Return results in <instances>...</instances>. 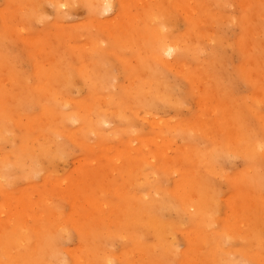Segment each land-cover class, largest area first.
I'll return each mask as SVG.
<instances>
[{
	"label": "rangeland",
	"instance_id": "rangeland-1",
	"mask_svg": "<svg viewBox=\"0 0 264 264\" xmlns=\"http://www.w3.org/2000/svg\"><path fill=\"white\" fill-rule=\"evenodd\" d=\"M263 14L264 0H0V157L13 163L0 177V264H58V256L74 264L68 252L83 246L119 256L111 264H128L126 254L141 264L146 251L161 264H212L225 248L240 264H264ZM159 33L185 43L177 68L154 59ZM251 33H261L255 49ZM38 62L60 78L40 81ZM57 108L62 117L47 112ZM99 111L113 116L93 133L87 123ZM74 112L89 120L65 117ZM165 196L170 204L157 203ZM187 201L198 203L200 217L184 210ZM152 222L165 228L161 238Z\"/></svg>",
	"mask_w": 264,
	"mask_h": 264
},
{
	"label": "bare ground",
	"instance_id": "bare-ground-1",
	"mask_svg": "<svg viewBox=\"0 0 264 264\" xmlns=\"http://www.w3.org/2000/svg\"><path fill=\"white\" fill-rule=\"evenodd\" d=\"M107 1V0H106ZM190 2H191V0H189ZM253 1V0H252ZM257 1V0H256ZM247 2H249V1H247ZM247 2L245 3V8H246V4H247ZM251 2V1H250ZM248 3V5L250 4V6H251V4H253V2H251V3ZM255 2V1H254ZM95 3V2H94ZM104 3H106V2H104ZM103 3V4H104ZM166 3V2H165ZM214 3V2H213ZM67 4V3H66ZM108 4V3H107ZM179 4V3H178ZM210 4V3H209ZM98 5H100L99 3H98ZM112 5V4H111ZM144 6V5H143ZM146 6V5H145ZM189 6V5H188ZM102 7V6H101ZM103 7H105V4H104V6ZM110 7V6H109ZM146 7H148V4H147V6ZM191 7V6H190ZM190 7H188V10H189V8ZM144 8V7H143ZM62 9V8H61ZM60 9V10H61ZM96 9H98V8H96ZM109 9V8H108ZM155 9V8H154ZM192 9V8H191ZM191 9L189 10V11H191ZM196 9V8H195ZM207 9V8H206ZM193 10V9H192ZM197 10V9H196ZM187 11V10H186ZM194 11V10H193ZM103 12V11H102ZM262 12H263V10H262ZM106 13V12H105ZM125 13V12H124ZM151 13V12H150ZM149 13V14H150ZM216 13V12H215ZM141 14H142V12H141ZM193 14V13H192ZM217 14V13H216ZM186 15V14H185ZM264 15V14H263ZM263 15H262V17H263ZM153 16V15H152ZM167 16V15H166ZM192 16V15H191ZM194 16V15H193ZM258 16H259V14H258ZM261 16V15H260ZM141 17V16H140ZM214 17H215V15H214ZM154 18H156V17H154ZM153 18V19H154ZM244 18H246V17H244ZM120 19V18H119ZM135 19V18H134ZM144 19H145V17H144ZM143 19V20H144ZM158 19V18H157ZM170 19V18H169ZM174 19V18H173ZM215 19V18H214ZM247 19V18H246ZM155 20V19H154ZM154 20H152V21H154ZM229 20H230V18H229ZM257 20V19H256ZM261 20V19H260ZM152 21H151V23H152ZM99 22V21H98ZM118 22V20L116 21V23ZM247 22H248V20H247ZM247 22H245V26L246 25H248V24H246ZM115 23V24H116ZM189 23V22H188ZM105 24V23H104ZM111 24H112V22H111ZM111 24H107V25H111ZM111 27H113V26H111ZM147 25H145V28L147 29ZM200 27V26H199ZM248 27H250V26H248ZM248 27H247V29H248ZM151 28V27H150ZM155 28V27H154ZM172 28V27H171ZM245 28V27H244ZM145 29V30H146ZM251 29V28H250ZM123 30V29H122ZM253 30V29H252ZM258 30V29H257ZM147 31V30H146ZM161 31V30H160ZM249 31V30H248ZM154 32V31H153ZM250 32H251V30H250ZM250 32H249V34H250ZM253 32V31H252ZM115 33V32H114ZM254 33V32H253ZM253 33H251V35H249L250 37L247 39V38H245V39H247V40H250V39H253V37H255V39H254V42H253V40H251V42H252V44H253V46H251L252 44H249L248 43V41H246L248 44H249V47L251 46V47H253L254 49H255V42H256V40L258 39V36H260V34L259 35H257V37L255 36V35H253V37H252V34ZM65 34V33H64ZM210 34V33H209ZM248 35V34H247ZM149 34H148V32L146 33V35H145V39H148L149 38ZM154 36V35H153ZM171 36V35H170ZM110 37V36H109ZM115 37V36H114ZM142 37V36H141ZM155 37V36H154ZM207 37H208V35H207ZM211 37V36H210ZM247 37V36H246ZM252 37V38H251ZM31 37H29L28 39H30ZM152 38V37H151ZM163 38V37H162ZM33 39V38H32ZM35 39V38H34ZM117 39V38H116ZM160 39V40H159ZM208 39H210V38H208ZM157 40H159L158 42H160V46H159V48H158V51L156 52V53H154L155 54V56H154V59L155 60H158V62L162 65V66H164V67H175V68H177L178 66H177V64H178V55L180 54V52L181 53H183V52H186V48H185V45L183 46V44H185V43H182V45H181V43H179L178 42V40L176 41V40H173V39H166V38H164V39H161V34L159 33V36L157 35ZM242 40H244V38L242 39ZM30 41H31V39H30ZM33 41V40H32ZM35 41V40H34ZM187 41V40H186ZM192 41V40H191ZM210 41V40H209ZM27 42H29L28 40H27ZM38 42H39V40H38ZM150 42V41H149ZM152 42V41H151ZM242 42V41H241ZM36 43H37V41H36ZM96 43V42H95ZM259 43H260V41H259ZM35 44V43H34ZM33 44V42H32V44L30 45V46H33L34 45ZM68 44V43H67ZM87 44V43H86ZM86 44H84V45H86ZM89 44V43H88ZM87 44V45H88ZM92 44H93V42H92ZM36 45V44H35ZM44 45V44H43ZM82 46V45H81ZM80 46V48L79 49H82V47ZM89 46V45H88ZM93 46V45H92ZM96 46H98V45H96ZM145 46V45H144ZM85 47H87V46H85ZM93 47H95V46H93ZM197 46H195V47H192V48H196ZM241 47H242V49H243V51H244V53H246V55H247V52L246 51H248L249 50V52L250 53H252V50L253 49H251V51H250V49H249V47H247V49L248 50H246L245 49V47L243 46V45H241ZM257 47V46H256ZM92 47H90L89 49H91ZM124 48V47H123ZM190 48H191V46H190ZM46 49V48H45ZM95 49H96V47L95 48H93V50L95 51ZM86 50H87V48H86ZM92 50V49H91ZM152 50V49H151ZM156 50V49H155ZM82 51H83V49H82ZM89 51V50H88ZM93 51V52H94ZM149 51V50H148ZM147 51V52H148ZM79 52V51H78ZM85 52V51H84ZM91 51H89L88 53H90ZM92 52V53H93ZM152 52V51H151ZM248 52V55H249V57L251 56L250 55V53ZM81 54H82V52H81ZM121 54V53H120ZM86 55V52L84 53V56ZM110 55V54H109ZM245 55V56H246ZM263 55V54H262ZM80 56V55H79ZM252 57V56H251ZM254 57V56H253ZM79 58V57H78ZM81 58V57H80ZM206 58V57H205ZM180 59V58H179ZM252 59V58H251ZM259 59V58H258ZM90 60V59H89ZM88 60V61H89ZM84 61V60H83ZM251 61V60H250ZM156 62V61H155ZM154 62V63H155ZM157 62V63H158ZM42 63V62H41ZM86 63H87V60H86ZM86 63H85V65H86ZM157 63H155L156 65H157ZM38 64V67H36L37 69H36V76H37V78L38 79H40V81H43L42 79H48L47 77L48 76H52V75H55V77H54V79L55 80H58V78H60L58 75H59V71H56L55 69H49V70H47L45 67H43V65L41 64V66L39 65V62L37 63ZM261 64V63H260ZM45 65H46V63H45ZM44 65V66H45ZM100 65V64H99ZM159 65V64H158ZM157 65V66H158ZM181 66H183V65H181ZM246 66V65H245ZM260 66V65H259ZM86 67V66H85ZM84 67V68H85ZM129 66H127V68H128ZM161 67V66H160ZM180 67V66H179ZM59 68V67H58ZM83 68V69H84ZM174 68V69H175ZM182 68V67H181ZM196 68V67H195ZM243 68L245 69V67L243 66ZM86 69L87 68H85L84 69V71L86 72ZM159 69V68H158ZM184 69H185V67H184ZM69 70V69H68ZM182 70V69H181ZM83 71V70H82ZM88 71V70H87ZM180 71V70H179ZM195 71V70H194ZM197 71V70H196ZM255 71H256V73L258 72L256 69H255ZM85 72H83V73H85ZM101 72V71H100ZM154 72V71H153ZM187 72V71H186ZM145 73V72H144ZM200 73V72H199ZM262 73V72H261ZM85 74H87V73H85ZM90 74V73H89ZM182 74V76H184L183 75V73H181ZM196 74H197V72H196ZM264 74V73H263ZM62 75V74H61ZM60 75V76H61ZM84 75V74H83ZM138 75V74H137ZM245 75V74H244ZM258 75H260V74H257V76ZM58 76V77H57ZM197 76H198V74H197ZM256 76V77H257ZM63 77V76H62ZM158 77H160V76H158ZM244 77V76H243ZM255 77V78H256ZM50 78H53V77H50ZM182 78V77H181ZM193 78V77H192ZM195 78V77H194ZM218 78V77H217ZM254 78V77H253ZM258 78H260V76L258 77ZM257 78V79H258ZM84 79H85V77H84ZM83 79V80H84ZM111 79V78H110ZM146 79V78H145ZM189 79V76H188V78H187V80ZM212 79V78H211ZM210 79V80H211ZM50 80H53V79H50ZM96 80V79H95ZM108 80H109V77H108ZM162 80V79H161ZM190 80H191V78H190ZM194 80V79H193ZM209 80V81H210ZM216 80H219V79H216ZM216 80H215V82H216ZM254 80V79H253ZM212 81V80H211ZM210 81V82H211ZM191 82H193V84L194 85H196L195 87H196V89H197V84H196V82H195V80L194 81H192L191 80ZM220 82V81H219ZM218 82V83H219ZM50 83V82H49ZM52 83V82H51ZM152 83V82H151ZM159 84H161V83H159ZM214 84H216V86H217V82L216 83H214ZM167 85V84H166ZM165 85V86H166ZM200 85V84H199ZM199 85H198V87H199ZM148 86V85H147ZM219 86H221V82H220V85ZM45 87V86H44ZM43 87V88H44ZM147 88V87H146ZM162 88V87H161ZM163 88H166V87H163ZM170 88H172V86L170 87ZM220 88V87H219ZM93 89V88H92ZM214 90V87L213 88H211V90ZM221 89V88H220ZM43 90H45V89H43ZM203 90V89H202ZM201 90V91H202ZM40 91H42V90H40ZM96 91V90H95ZM161 91V90H160ZM163 91V90H162ZM195 91V90H194ZM200 91V90H199ZM217 91V90H216ZM2 92V91H1ZM146 92V91H145ZM149 92V91H148ZM166 92L167 93H165L166 95L169 93L168 92V89H166ZM176 92V91H175ZM42 93H44V91H42ZM45 93H48V95H50V96H56L57 95V91L54 89V88H46V91H45ZM44 93V94H45ZM161 93V92H160ZM164 93H163V95H165ZM214 94H215V92H214ZM47 95V96H48ZM161 95V94H160ZM163 95H161L160 96V98L162 97L163 98ZM171 95V94H170ZM169 95V96H170ZM201 95V94H200ZM46 96V95H45ZM46 96V97H47ZM150 96V95H149ZM157 96H158V93H157ZM172 96H173V94H172ZM210 96H212V95H210ZM217 96V95H216ZM215 96V97H216ZM167 97V96H166ZM140 98H142V97H140ZM159 99V100H162V101H164L165 100V102H163V105H164V103H167L166 102V98L164 97V100L163 99ZM171 98V97H170ZM56 99V98H55ZM111 99V98H110ZM144 99V98H143ZM158 99V98H157ZM212 98H210V100H211ZM213 99H215V98H213ZM216 99H217V97H216ZM83 100V99H82ZM84 100H85V98H84ZM116 100V99H115ZM167 100H169V99H167ZM171 100V99H170ZM169 100V101H170ZM209 100V99H208ZM207 100V101H208ZM107 101H108V99H107ZM111 101V100H110ZM146 101V100H145ZM144 101V102H145ZM148 101H152V100H148ZM155 101V100H154ZM154 101H152V102H154ZM77 102V101H76ZM79 102V101H78ZM151 102V104H149V105H155V103L153 104ZM202 102V101H201ZM212 102H213V100H212ZM157 103V102H156ZM200 103V102H199ZM205 102H203V103H201L202 104V106H203V104H204ZM207 103L208 102H206L205 104L207 105ZM218 103V102H217ZM216 103V104H217ZM261 103V102H260ZM75 104V103H74ZM77 104V103H76ZM97 104H99L98 102H97ZM145 104V103H144ZM158 104V103H157ZM160 104H161V102H160ZM174 103H172V105H173ZM79 105V104H78ZM205 105V106H206ZM215 105V104H214ZM223 105V104H222ZM255 105V104H254ZM102 106V105H101ZM257 106V105H256ZM62 107V106H61ZM60 107V108H61ZM89 107V106H88ZM87 107V108H88ZM153 107V106H152ZM156 107V106H155ZM207 107V106H206ZM206 107H204V108H206ZM218 107V106H217ZM217 107L216 106H214V108H216L217 109ZM150 108V107H149ZM219 108H221V107H219ZM58 109V108H57ZM154 109V108H153ZM48 110V109H47ZM50 110V112L49 111H47L48 113H50L51 115H53V114H56V116H58V115H62V113H64V112H61V110H59L58 109V113L56 112V113H54L53 111L54 110H51V109H49ZM63 110V109H62ZM79 110V109H78ZM86 110V109H85ZM91 110V109H90ZM89 110V111H90ZM155 110V109H154ZM209 110V109H208ZM219 110V109H218ZM256 110V109H255ZM216 111V110H215ZM246 110H244V112H245ZM103 112H106V111H103ZM53 113V114H52ZM90 113V112H89ZM89 113H88V115H89ZM99 114L98 115H96V120L94 121L93 119L94 118H90L88 115V118H90V124L89 123H87L90 127H91V130H93V133H96L95 131H102L103 129H104V126L105 125H108L107 123L110 121V119H111V117L113 116V114H112V116L111 115H108L107 113H106V115L104 114L103 116L100 114L101 112L99 111L98 112ZM116 113H117V111H116ZM135 113V112H134ZM47 114V113H46ZM45 114V115H46ZM69 114V115H68ZM67 115H66V113H65V117L68 119L69 118V120L70 121H72V122H80V121H85V120H89V119H87L85 116V119H83V116H81L82 114L80 113H77V112H74V113H68ZM85 114H86V111H85ZM97 114V113H96ZM148 114V113H147ZM201 114V113H200ZM50 115V116H51ZM152 115V114H151ZM68 116V117H67ZM62 117V116H61ZM121 117V116H120ZM144 117H146V116H144ZM149 117H150V114H149ZM47 118H48V116H47ZM56 118V117H55ZM154 118V117H153ZM152 118V120L150 121V123L152 122V125H157V126H159V127H162L164 124H166V122L164 121V120H162L161 119V121L160 120H157L156 118V120L155 119H153ZM54 119V118H53ZM65 118L63 117L62 118V120H64ZM67 119H65V120H67ZM145 119V118H144ZM62 120H60V121H62ZM64 120V121H65ZM34 121V120H33ZM68 121V120H67ZM67 121H65V122H67ZM48 122V121H47ZM59 122V121H58ZM65 122H63V123H65ZM215 122H217V121H215ZM111 123V122H110ZM31 124V123H30ZM227 124V123H226ZM60 125H61V123H60ZM185 126H186V124H184ZM57 126H58V124H57ZM56 126V127H57ZM205 126V125H204ZM76 127V126H75ZM171 127H174V126H171ZM177 127V126H176ZM182 127V126H181ZM84 128V127H83ZM169 129H170V126L168 127ZM192 128H194V127H192ZM29 129V128H28ZM89 129V128H88ZM177 129H180V128H178L177 127ZM182 129V128H181ZM120 130V129H119ZM132 130V129H131ZM175 131H176V129H174ZM173 130V131H174ZM187 130V129H186ZM188 130H189V127H188ZM193 130V129H192ZM191 130V131H192ZM53 131H55V130H53ZM64 131H66V130H64ZM79 131H81L80 129H79ZM88 131V130H87ZM117 131V130H116ZM197 131V130H196ZM56 132V131H55ZM77 132V131H76ZM171 132V131H170ZM181 132V131H180ZM187 132H189V131H187ZM193 132H194V130H193ZM212 132V131H211ZM132 133V132H131ZM67 134V133H66ZM83 134V133H82ZM105 134H106V132H105ZM111 134V133H110ZM74 135H75V132H74ZM77 135V134H76ZM109 135V134H108ZM73 136V135H72ZM82 136V135H81ZM80 136V137H81ZM160 136V135H159ZM163 135H161V137H162ZM203 136V135H202ZM252 136V135H251ZM75 137H77V136H75ZM85 137V136H84ZM206 137V136H205ZM212 137H213V135H212ZM72 138V137H71ZM74 138V137H73ZM79 138V136L77 137V139ZM163 138V137H162ZM82 139V138H81ZM160 139V138H159ZM210 139V138H209ZM79 141H81L80 140V138L78 139ZM77 140V141H78ZM156 140H158V138H156ZM164 140V139H163ZM239 140H241V139H239ZM83 141H85V140H83ZM233 141V140H232ZM150 142V141H149ZM237 142V141H236ZM107 143V142H106ZM56 145V144H55ZM59 146V145H58ZM148 146H150V145H148ZM244 146H246V145H244ZM256 146V145H255ZM255 146H254V148H255ZM260 146H262V145H260ZM25 148V147H24ZM27 148V147H26ZM25 148V149H26ZM91 148V146L89 147V149ZM146 148V147H145ZM148 148V147H147ZM249 148V147H248ZM254 148L252 147V150H254ZM257 148V147H256ZM262 148V147H261ZM94 148H93V146H92V150H93ZM131 149H133V148H131ZM164 149V148H163ZM184 149V148H183ZM219 149V148H218ZM54 150V149H53ZM135 151H137L136 149H134ZM233 150V149H232ZM264 150V149H263ZM42 151V150H41ZM52 150H50V152H51ZM58 151V150H57ZM94 151V150H93ZM126 151V150H125ZM130 152V151H129ZM188 152V151H187ZM216 152V151H215ZM233 153H234V151H232ZM255 152V151H254ZM253 152V153H254ZM25 153V152H24ZM23 153V154H24ZM34 153V152H33ZM39 153H41V152H39ZM128 153V152H127ZM236 153V152H235ZM246 153V152H245ZM19 154H21V153H19ZM18 154V155H19ZM32 154V153H31ZM31 154H30V156H31ZM46 155H47V153H45ZM50 154V153H49ZM136 154H137V152H136ZM213 154V153H212ZM240 154V153H239ZM255 154V153H254ZM34 155H36V154H34ZM33 155V156H34ZM56 155V154H55ZM57 155H58V152H57ZM140 155H141V153H140ZM144 155H145V153H144ZM216 155V154H215ZM244 155V154H243ZM259 155H261V154H259ZM136 156V155H135ZM253 156V155H252ZM21 157V156H20ZM46 157V156H45ZM96 157H98V156H96ZM154 157V156H153ZM192 157V156H191ZM254 157H255V155H254ZM8 157H0V159H2V161L4 162L3 163V166H2V168H1V166H0V168H1V170H0V173H1V178L3 177V175H4V173H8L9 172V170L11 169V167H12V165H13V163L11 164V162H9V161H6V160H10L9 158L7 159ZM27 158V157H26ZM100 158V157H99ZM119 158H121V157H119ZM124 158H126V157H124ZM155 158V157H154ZM257 157H255V159H256ZM258 158H259V156H258ZM149 159V158H148ZM153 159V158H152ZM151 158H150V160H152ZM156 159V158H155ZM119 160V159H118ZM121 160V159H120ZM130 160V159H129ZM162 160V159H161ZM253 160V159H252ZM79 161V160H78ZM135 161V160H134ZM156 161V160H155ZM185 161V160H184ZM141 162V161H140ZM146 162V161H145ZM148 163H150L151 165H152V161H147ZM15 163H16V161H15ZM20 163V162H19ZM24 163V162H23ZM155 162L153 161V164H154ZM16 164H18V163H16ZM20 165V164H19ZM106 166V165H105ZM143 166V165H142ZM142 166H141V168H142ZM146 166V165H145ZM15 167V166H14ZM139 167V166H138ZM89 168V167H88ZM144 168V167H143ZM5 169H8V171L7 172H5L4 170ZM78 169H79V167H78ZM77 169V170H78ZM80 169H84L83 167H81ZM79 169V170H80ZM84 170H86V169H84ZM97 170V169H96ZM135 170V169H134ZM139 170V169H138ZM92 171V170H91ZM163 171V170H162ZM134 172V171H133ZM165 172H166V170H165ZM164 171H163V173L164 174H166ZM250 172V171H249ZM252 172V171H251ZM29 173H30V170H29ZM137 174H138V172H137ZM157 175V174H156ZM130 177H133V176H130ZM0 178V179H1ZM4 178H5V175H4ZM128 178V177H127ZM145 178V177H144ZM201 178V177H200ZM243 177L241 176L240 177V179H242ZM260 178V177H259ZM239 179V180H240ZM248 179H249V177H248ZM257 179V178H256ZM2 180V179H1ZM253 180V179H252ZM258 180V179H257ZM68 181V180H67ZM133 182V181H132ZM247 182V181H246ZM249 182H250V180H249ZM254 182V181H253ZM252 182V183H253ZM70 183V182H69ZM93 183V182H92ZM135 183V182H134ZM248 183V182H247ZM1 184H2V182H1ZM81 184V183H80ZM89 184H90V182H89ZM129 184H131V183H129ZM178 184V183H177ZM243 184V183H242ZM261 184V183H260ZM249 185V184H248ZM247 185V186H248ZM254 185H255V183H254ZM1 186V185H0ZM77 186V185H76ZM106 186V185H105ZM245 186V185H244ZM250 186V185H249ZM2 187V186H1ZM71 187H72V185H71ZM127 187H129V186H127ZM194 187V186H193ZM262 187V186H261ZM73 188V187H72ZM92 188V187H91ZM70 189V188H69ZM78 189V188H77ZM135 189V188H134ZM138 189V188H137ZM180 189V188H179ZM242 189V188H241ZM2 190V189H1ZM47 190V189H46ZM57 191V190H56ZM76 191V190H75ZM87 191H88V189H87ZM128 191V190H127ZM211 191V190H210ZM43 192V191H42ZM86 192V191H85ZM84 192V193H85ZM109 192V191H108ZM174 192V191H173ZM256 192V191H255ZM90 193V192H89ZM107 193V192H106ZM130 193H132V192H130ZM96 191H92V194H91V196L92 197H95L96 195ZM98 194V193H97ZM141 194V193H140ZM89 195V194H88ZM99 195V194H98ZM166 195V194H165ZM168 195H170V194H168ZM181 195H182V193H181ZM141 196V195H140ZM146 196H148V195H146ZM72 197V196H71ZM100 197V196H99ZM194 197V196H193ZM81 198V197H80ZM97 198H98V196H97ZM97 198H96V201L98 202V200H97ZM141 199L143 198L142 196L140 197ZM185 197H183V200H185L184 199ZM197 198V197H196ZM124 199V198H123ZM140 199V200H141ZM230 199V198H229ZM239 199V198H238ZM104 200V199H103ZM126 200V199H125ZM144 199H142V201H143ZM21 201V200H20ZM95 201V200H94ZM95 201V202H96ZM101 201V200H100ZM103 204H105L106 202H102ZM157 203H161L162 205H165V204H170L171 203V201H170V199H169V197H167V196H165L164 197V199H163V202H159V201H157ZM133 204V203H132ZM30 205V204H29ZM184 205V204H183ZM160 206V205H159ZM158 206V207H159ZM95 207H97V206H95ZM141 207V206H140ZM148 207V206H147ZM113 208V207H112ZM122 208V207H121ZM216 208V207H215ZM84 209V208H83ZM204 209H205V207H204ZM259 209V208H258ZM162 210V209H161ZM176 210V209H175ZM184 210L187 212H189V214H195V213H199V216L198 217H200L201 215H200V212H201V209H200V206L198 205V203L196 202V201H191V202H186V204H185V208H184ZM192 210H193V212L194 213H192ZM218 210V209H217ZM242 210V209H241ZM119 211V210H118ZM131 211V210H130ZM147 211H149V209L147 210ZM210 211V210H209ZM212 211H214V210H212ZM212 211H211V213H212ZM115 212V211H114ZM215 212V211H214ZM217 212V211H216ZM258 212V211H257ZM34 213V212H33ZM74 213V212H73ZM202 213V212H201ZM210 213V214H211ZM239 213H241V211L239 212ZM37 214V213H36ZM145 214V213H144ZM212 214H214V213H212ZM242 214V213H241ZM30 215V214H29ZM129 215H130V213H129ZM21 216V215H20ZM77 216V215H76ZM124 216H126V215H124ZM214 216V215H213ZM231 217H233V216H231ZM230 217V218H231ZM118 218V217H117ZM126 218V217H125ZM17 219V218H16ZM41 218H39V220H40ZM79 219V218H78ZM103 219V218H102ZM115 219H116V217H115ZM115 219H113V220H115ZM128 219H129V217H128ZM256 219V218H255ZM76 220V219H75ZM104 220H106V219H104ZM108 220V219H107ZM9 221H10V223L12 222V220L11 219H9ZM94 221V220H93ZM101 221H103V220H101ZM116 221V220H115ZM115 221H113V222H115ZM119 221V220H118ZM204 221V220H203ZM256 221V220H255ZM21 222V221H20ZM112 222V223H113ZM242 222V221H241ZM4 223V222H3ZM214 223V222H213ZM212 223V224H213ZM115 224V223H114ZM100 225V224H99ZM116 225H117V223H116ZM135 225V224H134ZM139 224H137V226H138ZM148 225H149V227H151L152 228V230L154 231V233L159 237V238H161V235L163 236V231L165 230V228L160 224V222L158 223V222H152L151 224H149L148 223ZM241 225V224H240ZM94 226V225H93ZM131 226V225H130ZM140 226H142V225H140ZM250 226V225H249ZM22 227V226H21ZM143 227V226H142ZM19 228V227H18ZM34 228V227H33ZM44 228V227H43ZM94 228V227H93ZM95 228H96V226H95ZM120 229H121V227H119ZM135 228V227H134ZM46 229H47V231H49L48 229H50V228H47L46 227ZM45 228H44V232H45V230H46ZM264 229V228H263ZM21 230V229H20ZM35 230H36V232H39L38 234H40V229H39V227H35ZM92 230V229H91ZM135 230V229H134ZM94 231V230H93ZM1 232V231H0ZM52 232H53V230H52ZM87 232V231H86ZM104 233V232H103ZM196 233V232H195ZM194 233V234H195ZM44 234V233H43ZM42 234V235H43ZM105 234V233H104ZM229 234V233H228ZM49 235V234H48ZM52 235H53V233H52ZM87 235V234H86ZM91 235H92V233H91ZM112 235V234H111ZM141 235V234H140ZM14 239L16 238V240H14L13 238H11V239H13V242L14 243H17V245H19V246H21L22 247V245L20 244V243H22V240H23V234H21V232L20 233H17V230H15V233H14ZM12 236V237H13ZM40 236V235H39ZM38 236V237H39ZM109 236V235H108ZM116 236V235H115ZM133 236V235H132ZM155 236V235H154ZM195 236V235H194ZM226 236V235H225ZM37 237V238H38ZM197 237V235L195 236V238ZM87 238V237H86ZM90 238H91V236H90ZM94 238H95V235H94ZM139 238H140V236H139ZM204 237H202V239H203ZM228 238V237H227ZM236 238H238L237 236H236ZM10 239V240H11ZM101 239V238H100ZM125 239V238H124ZM127 239V238H126ZM129 239V238H128ZM232 239V238H231ZM245 239V238H244ZM243 239V240H244ZM196 239H194V241H195ZM233 240V239H232ZM231 240V241H232ZM242 239H241V241H243ZM246 240V239H245ZM48 241V240H47ZM51 241V240H50ZM175 242V240H171L170 242ZM194 241H192L193 243H195ZM225 241H228V239L226 240L225 239ZM230 241V240H229ZM10 242H12V241H10ZM19 242V243H18ZM43 242V241H42ZM46 242V241H45ZM223 242H224V240H223ZM161 243V242H160ZM163 243H166V242H162L160 245L162 246V244ZM197 243V242H196ZM195 243V244H196ZM227 243V242H226ZM225 243V244H226ZM38 244H39V242H38ZM37 244V245H38ZM97 244V243H96ZM139 244V243H138ZM138 244H136V245H138ZM174 244V243H173ZM195 244H192V245H195ZM260 244V243H259ZM262 244V243H261ZM51 245H53V244H51L50 243V246ZM56 245V244H55ZM84 245V244H83ZM140 245V244H139ZM138 245V246H139ZM165 245V244H164ZM80 246H82V245H80ZM141 246V245H140ZM140 246H139V248L138 249H142V247L140 248ZM223 246H224V244H223ZM98 247V246H97ZM152 247V249H153V247H154V245L153 246H151ZM163 247V246H162ZM174 246H172V249H174L173 248ZM176 247V246H175ZM221 247V246H220ZM14 248V247H13ZM30 248V247H29ZM55 248V247H54ZM144 248H145V245H144ZM147 248H150L149 246H147ZM166 248H168V247H166ZM95 249V248H94ZM162 249V251H163V248H161ZM6 250V249H5ZM143 250V249H142ZM148 250V249H147ZM165 250V249H164ZM42 251H43V249H42ZM146 250L144 249V252H145ZM173 251V250H172ZM194 251V250H193ZM223 251V253L226 255V256H224L225 258L223 259V258H220V257H218L217 259H216V262H213V263H216V264H221L222 262L224 263V264H240L237 260H234V259H230V254H228V253H232L234 256L235 255H237L236 253H233L231 250H228V249H223L222 250ZM34 252V251H33ZM32 252V253H33ZM99 252V253H98ZM128 252H131V251H128ZM37 253V252H36ZM35 253V254H36ZM41 253V252H40ZM60 253H61V251H60ZM101 252L99 251V250H97L96 249V251L95 250H91V249H88V250H85L84 251V246L83 247H81V248H79L78 250H76V251H69L68 252V254H70L71 255V259L73 260V262H74V264H111L112 262H113V260L115 259V258H118L119 256H117V255H114V254H112L110 257H108V256H105V255H101L100 254ZM148 253H150V252H148ZM18 254V253H17ZM29 254V253H28ZM27 254V255H28ZM51 254V253H50ZM55 254H57V253H55V251H54V255ZM62 254V253H61ZM60 254V255H61ZM100 254V255H99ZM198 254H200V252H198ZM47 255V254H46ZM58 255V254H57ZM63 255V254H62ZM124 255V254H123ZM130 254H126L124 257H123V259H125L126 261H127V263L128 264H134V262L135 261H133V260H131V255L129 256ZM201 255V254H200ZM29 256V255H28ZM56 256V255H55ZM147 256V251L142 255V263L141 264H161V263H157V262H155L154 261V259L153 258H148V257H146ZM120 257H122V256H120ZM131 257V258H130ZM168 257V256H167ZM248 257V256H247ZM25 258V257H24ZM50 258V257H49ZM60 258L61 259H63L62 258V256H58L57 257V260H58V264H64V260H61L60 261ZM148 258V259H147ZM260 258H261V254H258V257H257V259H259V261H260ZM12 259V258H11ZM38 259V261H39V257L37 258ZM44 259V258H43ZM146 259V260H145ZM168 259H170V257H168ZM196 259H198V258H196ZM202 259H204V258H202ZM201 259V257L199 258V260H202ZM19 260V259H18ZM41 260V259H40ZM67 260V259H66ZM167 260V258H165V261ZM25 261V260H24ZM67 262V261H66ZM123 262V261H122ZM205 262V261H204ZM41 263V262H40ZM209 263V262H208ZM212 263V264H213ZM21 264V263H20ZM39 264V263H38ZM67 264V263H66Z\"/></svg>",
	"mask_w": 264,
	"mask_h": 264
}]
</instances>
